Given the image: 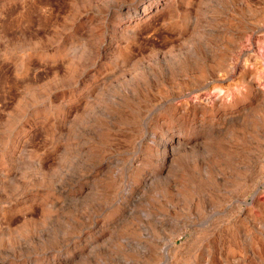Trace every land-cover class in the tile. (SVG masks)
<instances>
[{
  "label": "rangeland",
  "instance_id": "obj_1",
  "mask_svg": "<svg viewBox=\"0 0 264 264\" xmlns=\"http://www.w3.org/2000/svg\"><path fill=\"white\" fill-rule=\"evenodd\" d=\"M0 264H264V0H0Z\"/></svg>",
  "mask_w": 264,
  "mask_h": 264
},
{
  "label": "bare ground",
  "instance_id": "obj_2",
  "mask_svg": "<svg viewBox=\"0 0 264 264\" xmlns=\"http://www.w3.org/2000/svg\"><path fill=\"white\" fill-rule=\"evenodd\" d=\"M144 11V10H143ZM220 99V98H219ZM218 100V99H217ZM221 101V100H220ZM214 103V102H213ZM179 142V141H178ZM175 145V144H174Z\"/></svg>",
  "mask_w": 264,
  "mask_h": 264
}]
</instances>
